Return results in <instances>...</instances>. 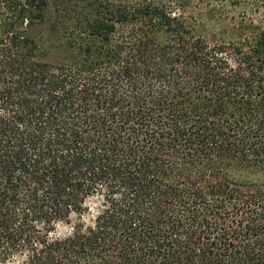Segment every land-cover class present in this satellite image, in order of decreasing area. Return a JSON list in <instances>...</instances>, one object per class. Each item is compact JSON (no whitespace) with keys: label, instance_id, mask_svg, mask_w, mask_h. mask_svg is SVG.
Instances as JSON below:
<instances>
[{"label":"trees","instance_id":"obj_1","mask_svg":"<svg viewBox=\"0 0 264 264\" xmlns=\"http://www.w3.org/2000/svg\"><path fill=\"white\" fill-rule=\"evenodd\" d=\"M0 264H264V0H0Z\"/></svg>","mask_w":264,"mask_h":264},{"label":"rangeland","instance_id":"obj_2","mask_svg":"<svg viewBox=\"0 0 264 264\" xmlns=\"http://www.w3.org/2000/svg\"><path fill=\"white\" fill-rule=\"evenodd\" d=\"M230 15L222 12L213 13L203 10L197 15L199 34L207 41L227 40L231 30ZM31 36L38 48L40 61L53 64H71L79 59L77 52L66 47L62 36H51L44 29L32 30ZM91 215L96 211V200L89 202ZM86 220H88L86 218ZM69 232L68 226L59 225L56 235L63 236Z\"/></svg>","mask_w":264,"mask_h":264}]
</instances>
